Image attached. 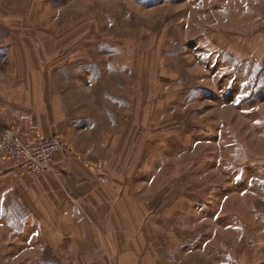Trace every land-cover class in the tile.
I'll return each instance as SVG.
<instances>
[{
	"label": "rangeland",
	"instance_id": "1",
	"mask_svg": "<svg viewBox=\"0 0 264 264\" xmlns=\"http://www.w3.org/2000/svg\"><path fill=\"white\" fill-rule=\"evenodd\" d=\"M200 1L0 0V71L11 45V89L63 90L83 154L154 179L170 264H264V64L248 54L264 26ZM10 167L0 154V264L51 260L11 239Z\"/></svg>",
	"mask_w": 264,
	"mask_h": 264
},
{
	"label": "crops",
	"instance_id": "2",
	"mask_svg": "<svg viewBox=\"0 0 264 264\" xmlns=\"http://www.w3.org/2000/svg\"><path fill=\"white\" fill-rule=\"evenodd\" d=\"M200 8L215 19L222 14L231 23L247 18L264 26V0H201ZM5 52L0 125L21 140L63 135L72 151L69 157L56 153L51 172L36 177L20 173L10 161L11 239L41 252L50 249L53 259L40 257V264L174 263L160 243L166 221L161 218L170 215V208L160 214L153 207L154 179L140 177L138 163L111 157L101 162L83 154L91 150L82 139L79 143L80 115L70 114L65 92L49 91L50 82L47 86L24 79L13 85V91L11 45ZM248 54L264 64V34L252 40ZM29 120L37 125L35 134L28 132Z\"/></svg>",
	"mask_w": 264,
	"mask_h": 264
},
{
	"label": "built area",
	"instance_id": "3",
	"mask_svg": "<svg viewBox=\"0 0 264 264\" xmlns=\"http://www.w3.org/2000/svg\"><path fill=\"white\" fill-rule=\"evenodd\" d=\"M36 131L37 126L30 121L29 134H35ZM0 153L12 161L19 172L30 176L47 174L51 170L55 153H61L63 157L72 155L71 148L60 135L49 138L34 135L28 140H21L1 125Z\"/></svg>",
	"mask_w": 264,
	"mask_h": 264
}]
</instances>
